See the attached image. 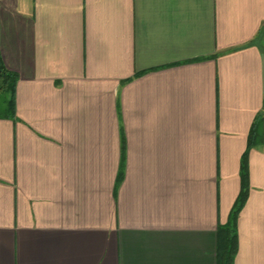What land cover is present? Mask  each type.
Here are the masks:
<instances>
[{
  "label": "crops",
  "instance_id": "1",
  "mask_svg": "<svg viewBox=\"0 0 264 264\" xmlns=\"http://www.w3.org/2000/svg\"><path fill=\"white\" fill-rule=\"evenodd\" d=\"M0 55V264H217L245 152L264 264V0H0Z\"/></svg>",
  "mask_w": 264,
  "mask_h": 264
},
{
  "label": "trees",
  "instance_id": "2",
  "mask_svg": "<svg viewBox=\"0 0 264 264\" xmlns=\"http://www.w3.org/2000/svg\"><path fill=\"white\" fill-rule=\"evenodd\" d=\"M18 82L16 73L8 70L0 55V98L6 102V111L2 112L0 119H14L15 117V92ZM260 116L254 122L249 135L248 147L256 143L258 139L257 128L260 124ZM241 192L231 209L229 218L225 225H219L217 229V264H233L237 250L236 219L242 209L248 195V163L247 152L241 159L240 167Z\"/></svg>",
  "mask_w": 264,
  "mask_h": 264
},
{
  "label": "rangeland",
  "instance_id": "3",
  "mask_svg": "<svg viewBox=\"0 0 264 264\" xmlns=\"http://www.w3.org/2000/svg\"><path fill=\"white\" fill-rule=\"evenodd\" d=\"M6 110V102L4 101V99L0 98V115Z\"/></svg>",
  "mask_w": 264,
  "mask_h": 264
}]
</instances>
